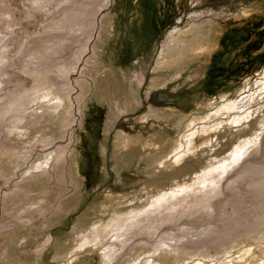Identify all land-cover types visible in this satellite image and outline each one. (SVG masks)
Masks as SVG:
<instances>
[{
  "label": "rangeland",
  "instance_id": "obj_1",
  "mask_svg": "<svg viewBox=\"0 0 264 264\" xmlns=\"http://www.w3.org/2000/svg\"><path fill=\"white\" fill-rule=\"evenodd\" d=\"M87 1L88 7L101 10L99 35L95 30L91 37L86 24L68 34L60 58L68 75H60L56 65L47 72L68 84L52 85L51 90L70 91L72 97L80 91L75 79L91 84L96 78L92 88L84 86L80 111L73 104L74 117L81 120L73 130L64 183L57 184L52 176L35 188L55 192L60 186L62 198H54L32 225H13L15 207L0 210V228L10 225L0 230V264H264V198L254 194L252 182L240 188L255 204L250 196L242 200L237 194L229 197L232 204L223 212L247 210L243 206L249 201L246 206L257 215L213 241L200 233L188 237L190 242H162L156 250L167 234L182 233L180 222L190 219L183 216L164 222L152 234L131 235L127 243L108 235L80 245L93 227L109 229L118 216L133 210L142 213L136 218L149 215L145 223H150L166 215L167 204L173 202L178 211L194 196L214 202L221 195L207 199L203 190L225 188L244 161L259 157L264 141V0H111L108 7L101 6L104 0ZM59 5L58 0L43 8L34 0L0 1V52L11 62L0 76L9 77L1 85V100L12 95L17 82L25 88L35 84L39 73L28 70L30 50H43L40 39L69 27L57 23ZM3 6L8 13H2L7 10ZM46 102L47 97L40 98L24 114L28 117ZM63 113L62 107L54 110L34 126H26L32 116L17 124L0 121V167L7 164L10 151L19 149L22 156L26 147L34 150L26 153L25 164H38L51 150L38 139L57 127ZM74 183H79L77 193ZM6 188L8 182L0 178V190ZM41 198L38 194L27 201ZM156 200L162 203L152 212ZM4 202L0 199V205ZM49 234L54 240L44 245ZM110 243L121 248L107 257Z\"/></svg>",
  "mask_w": 264,
  "mask_h": 264
},
{
  "label": "bare ground",
  "instance_id": "obj_2",
  "mask_svg": "<svg viewBox=\"0 0 264 264\" xmlns=\"http://www.w3.org/2000/svg\"><path fill=\"white\" fill-rule=\"evenodd\" d=\"M34 1H35L36 6L38 7L40 6L41 8H43L46 5H48L50 2L52 3L53 0H34ZM58 1H60L61 5H59L60 6L59 7V18L57 19V23L66 22V24L69 27L65 31L61 29L58 31L48 32V35L46 37L44 36L45 38L40 39V40H43L44 42L43 50H38V51L30 50L29 56H28V53L26 54L28 57H30L31 60L29 58L27 59L32 61V69L31 70L28 69V70L31 71V74L33 75L36 73H39V75H34L35 84L32 87L25 88V85L22 82L21 83L17 82L18 84L16 83L17 85L16 84L15 85L18 86V88L14 86L17 89L14 88L15 89L14 91L12 89L13 91L12 95L8 96L6 100H1L0 98V121H3V122L8 121L10 122V124H17L21 122L24 118H30L32 116L33 117L32 120H30V122L27 123L26 126H34L40 123L44 119H49L53 115L54 110H57L61 107L64 110V113L62 116L63 119L61 117V120L57 124V127H55L53 130L51 129L49 132L42 133V137L38 139L42 143L46 144L47 150L51 149L44 156H42L38 164L34 162L25 164L26 159L29 156L26 153L28 154L30 152L32 153V151L34 150V147H28V148L26 147L25 149H23L24 153L22 154V156L18 154L19 149L13 150L12 152L10 151V154L6 156L8 158V162L6 161L7 164L6 165L4 164L5 166L2 168L0 167V178L8 182V188L4 189L3 191L0 190V199L5 200L4 203H1L0 210L2 209L3 211L4 209H10V208L15 207V209L12 210V212L16 214L15 217L13 218L15 222L13 225L15 224H18L20 226L32 225L34 221L39 220L40 218L44 217V212L53 205L52 200L54 198H56L60 202L62 198V194H63L62 187L56 186V188L58 189L55 192L54 191L53 192L36 191L35 188L37 187L39 182L44 183L52 176H55V178L57 179V184L59 183L60 185V183H64V175H65V170H66L65 167L68 163V159L72 155V150H71L72 140L71 139L73 137L72 136L73 130L75 129V126L80 124V120H81V118L79 117L77 118L74 117L75 113H73L74 111L72 112L73 104H74V101L77 102V105H78L77 111H80L79 103H80V98H82L83 92L85 90L84 86L88 85L90 89V87L94 84V81L96 79V78H92L91 84L87 82L86 78L75 79V83L79 85L80 91L74 97L71 96L70 91L66 92L65 94H62L60 92L57 93L56 91L51 90L52 85H55L56 87H61L60 83H62L63 81L61 80L58 81L57 75H52L51 73L47 74V72L51 70L49 69V66L50 68L52 65L59 66V74L62 76L68 75L66 62L64 60H60V58H62L61 50L63 51L64 45H65L64 42L68 38L66 36L70 33L73 34L72 32L74 31H78V29L83 24H86L87 31L91 37L94 36L95 30H97V34H95V36L96 35L98 36L100 33V28H101L100 26L99 29H96L98 26L97 21L100 20V18L98 17L101 16V10L96 11L93 8L88 7L89 2L87 0H58ZM67 1H71V2H67ZM110 1L111 0H104L101 6L108 7L107 4H109ZM5 7L3 6V8ZM106 7H104V9H106ZM5 9L7 10H2L1 8V10L3 11L2 12L3 14L8 13V8L6 7ZM34 40L37 42L40 41L39 39H38L39 41L36 39ZM34 40L30 42L35 43ZM90 47L91 46L89 45L88 49H90ZM93 47H91V49H93ZM9 59L10 57H8L5 53L0 52V76L6 73V70L4 69L5 64H9V66L11 65L10 64L11 62ZM75 60L76 61L81 60V58L80 59L76 58ZM33 62L36 64V66L34 65L35 67L33 66ZM27 65L29 68L31 67L29 64ZM8 78L7 79L6 78L4 79L3 77L0 78V88L4 87V86L1 87V85L7 82ZM67 85L68 84L66 83V86ZM5 92H9V91H5ZM65 96L67 99L65 98ZM45 97L48 98V102H46V104L38 106V109L35 111V113L32 114L30 112L28 117L27 115L24 114L25 112L29 110V106L33 102L39 100L40 98H45ZM55 143H58V144L57 146L54 147ZM261 148H262L261 154L259 155V157L255 155L247 159L246 161H244L243 166L242 167L240 166V169H238L236 173L234 172L235 174L233 173L231 175L232 177L230 176L231 179L230 181H228L229 183H227L225 188L222 187L221 189H216L215 191L210 190L212 193L209 191L207 192V190H203L204 191L202 192L203 196H207L206 197L207 199L212 198L213 193L216 195H221L219 198L218 196H216L218 199L215 200L214 202L209 201V203H206L201 200L200 197L202 196H194L190 198L189 200L190 202L188 203L189 205L187 204L188 205L187 207L185 206L179 211L178 209H176L175 202H173L172 203L173 206H170L167 204L166 209H165L167 212L166 215L158 217L157 219H155L154 217L153 220L149 221L150 223H145V221L149 219L148 218L149 215L136 218L142 213L133 210L132 212H128L122 216H118L116 218L117 220L115 219V222L112 224L111 228L109 229L105 228L102 230H97L96 227H93L92 230L90 231V236L86 235L85 239L81 241L80 245L82 246L84 244H87L88 242H93L98 238L103 239L108 235H112L110 236V238L111 237L115 238L116 241L121 242V244L127 243L131 235H136L140 233H147L148 235L152 234L154 230L159 228L160 225L163 224L164 222L173 220V219L178 220L179 218H182L183 216L188 217L190 219H184L180 222L182 224V227L180 228V231L182 233L177 234V237H175L176 234H171V233L167 234L166 237H164V239H162L161 241L157 243L155 247L156 250H159L160 248L159 245H163L162 242L166 243L168 240H172V239H176V241H179L182 238L187 239L190 236L192 237L194 235L195 236L201 235L200 233H205L206 237L210 236L209 241H213L217 238H220L221 236L228 235L229 234L228 231H230L231 229L234 230L235 228L239 226H243L245 222L250 221L252 217L257 215V213L253 209H251L250 204L249 206H246L249 201L246 202L245 206H243L247 210H242L243 208H238V209L234 208L233 209L234 211L230 213L229 212L224 213L223 212L225 211L224 208L227 207L228 205H231L233 201L229 199V197L231 196L233 197L238 194L241 196V199H242L243 196H246L245 194L247 193V192L244 193V191L242 190L244 189L243 185H245L248 182H252V185L255 188L257 186L254 194L259 198L260 197L264 198V167H263L264 159H262V157L264 156V141L261 145ZM46 149L44 148L43 150L46 151ZM232 163H234V161H232ZM224 166L225 167H222V168L226 169V165ZM8 168H12V170L7 171ZM260 172H262L263 174H260ZM10 173H12L13 176H10L9 175ZM217 173H216V176H217ZM213 177L210 176V178L212 179ZM74 184H75V189L77 193L79 190V183L77 184L74 183ZM203 184L204 183L199 185V187L201 186L204 188L205 186ZM206 185H208V183ZM215 185L216 184H214V186ZM241 186H242V189L240 188ZM199 187L195 189L200 190L201 188ZM56 188H53V189H56ZM173 193H171L170 195L174 196ZM208 193H210V195H207ZM38 194H41L42 196H44V199L41 198L37 200L39 198L37 196L38 197L36 199L37 201L28 203L27 199L29 197L35 196L36 198V195ZM20 195H23V197L21 200H18V197ZM52 195H53V198H52ZM50 196L52 199L49 198ZM247 196L249 197L250 195L247 194ZM245 199L243 202L248 200V198L247 200ZM250 202L251 203L255 202V200H251V196H250ZM161 203L162 202H160V200L159 201L156 200L154 203H152L151 208H150L151 211L154 212L156 209L158 210L161 206ZM254 206L255 208L254 207L253 208L257 210L256 205ZM19 207L21 208L19 209ZM212 211L215 212L214 213L215 216L213 217V219L209 220L207 216H209ZM256 219L257 218H255L254 220ZM8 226L10 227V225L2 226L0 230H3L5 227H8ZM167 228L166 230H168ZM131 229H134V231H131ZM53 240L54 238L52 237V235L49 234L46 237V239L43 240L44 245L51 244ZM189 240L187 239L188 242H190ZM204 240L205 238L193 241L192 243H190V246L195 245L198 242H202ZM109 246L110 247L105 253V256L107 257H111L115 255L117 251L121 248V246L117 244L114 245L113 243H110ZM182 246L184 245L182 244ZM46 247L45 249H47ZM58 252H59V257H61L62 252L60 250Z\"/></svg>",
  "mask_w": 264,
  "mask_h": 264
}]
</instances>
